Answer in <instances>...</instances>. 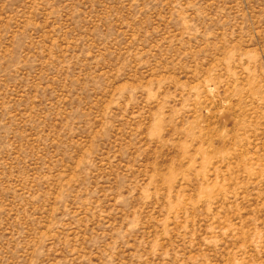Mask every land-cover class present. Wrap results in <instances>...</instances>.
<instances>
[{"label":"rangeland","instance_id":"obj_1","mask_svg":"<svg viewBox=\"0 0 264 264\" xmlns=\"http://www.w3.org/2000/svg\"><path fill=\"white\" fill-rule=\"evenodd\" d=\"M0 264H264V0H0Z\"/></svg>","mask_w":264,"mask_h":264}]
</instances>
